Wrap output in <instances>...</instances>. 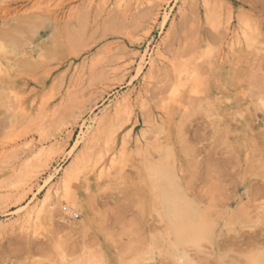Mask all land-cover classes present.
I'll return each instance as SVG.
<instances>
[{"label": "rangeland", "instance_id": "374dc122", "mask_svg": "<svg viewBox=\"0 0 264 264\" xmlns=\"http://www.w3.org/2000/svg\"><path fill=\"white\" fill-rule=\"evenodd\" d=\"M205 1L0 0V264H264V0Z\"/></svg>", "mask_w": 264, "mask_h": 264}, {"label": "bare ground", "instance_id": "6f19581e", "mask_svg": "<svg viewBox=\"0 0 264 264\" xmlns=\"http://www.w3.org/2000/svg\"><path fill=\"white\" fill-rule=\"evenodd\" d=\"M165 1V0H164ZM209 0L205 1V10H212L211 5L208 2ZM211 7V9L209 8ZM217 8V7H216ZM214 10V9H213ZM217 10V9H216ZM213 12V11H210ZM207 14V13H206ZM214 16V15H213ZM208 18V17H207ZM211 19V18H210ZM208 19V20H210ZM248 21V20H247ZM246 21V22H247ZM249 22V21H248ZM252 26V24H250ZM246 26V25H245ZM244 26V31L242 35L247 36V39H249V34H251L252 28L250 26ZM246 29V30H245ZM242 30V29H241ZM255 30V29H254ZM253 32V31H252ZM246 38V37H245ZM152 63V62H151ZM1 73H3L1 71ZM4 75V73H3ZM1 77V75H0ZM98 121V120H97ZM98 123V122H97ZM96 123V124H97ZM96 128V127H95ZM158 166V165H157ZM168 167V166H167ZM164 168V167H163ZM152 169V168H151ZM168 169V168H167ZM170 169V168H169ZM172 170V169H170ZM173 171V170H172ZM68 174V173H67ZM66 174V175H67ZM150 176L152 178V184L153 188L160 193L161 203L165 209V212L167 213L170 222L173 226L174 232L177 237V242L179 244H186V243H192L193 246H200L201 242L205 239L207 240L206 232L208 231L206 227L202 224H199L197 221H195V217L193 212L191 211V208L189 205L185 204L183 200H181L176 185L174 184V177L171 171L164 170L161 168H154L150 172ZM32 178V177H31ZM71 177L68 176L64 177V186L65 188L68 187L66 183L68 181L71 182ZM63 182V180H62ZM70 184V183H69ZM152 186V185H151ZM155 193V192H154ZM159 198V197H158ZM159 201V200H158ZM158 203V202H157ZM159 204V203H158ZM160 207V206H159ZM161 206V208H163ZM159 209V208H158ZM164 217V216H162ZM209 240V239H208ZM207 240V241H208ZM175 245V244H174ZM185 247V246H183ZM193 248V247H192ZM201 248V246H200ZM182 249V247H181ZM180 249V250H181ZM177 253V251H175ZM180 252V251H179ZM187 253V252H186ZM257 256V255H256ZM259 256V255H258ZM180 258V257H179ZM186 260V259H185ZM184 260V261H185ZM189 260V259H187ZM84 261V260H83ZM87 261V260H86ZM180 261V260H179ZM88 262V261H87ZM187 262V261H186ZM191 262V261H190ZM82 263V262H81ZM89 264L91 262H88ZM87 263V264H88ZM179 263V262H178ZM189 263V262H188ZM83 264V263H82ZM181 264V263H179ZM251 264V263H250ZM252 264H261V262L258 259H255Z\"/></svg>", "mask_w": 264, "mask_h": 264}]
</instances>
